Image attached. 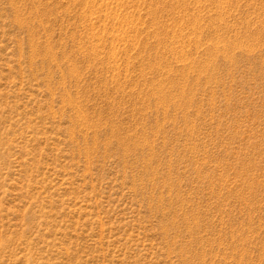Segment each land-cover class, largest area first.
<instances>
[{
	"label": "rangeland",
	"instance_id": "obj_1",
	"mask_svg": "<svg viewBox=\"0 0 264 264\" xmlns=\"http://www.w3.org/2000/svg\"><path fill=\"white\" fill-rule=\"evenodd\" d=\"M0 264H264V0H0Z\"/></svg>",
	"mask_w": 264,
	"mask_h": 264
}]
</instances>
